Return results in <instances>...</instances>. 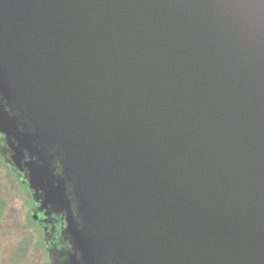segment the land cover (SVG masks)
Listing matches in <instances>:
<instances>
[{"label": "water", "instance_id": "1", "mask_svg": "<svg viewBox=\"0 0 264 264\" xmlns=\"http://www.w3.org/2000/svg\"><path fill=\"white\" fill-rule=\"evenodd\" d=\"M0 92L84 264H264V0H0Z\"/></svg>", "mask_w": 264, "mask_h": 264}, {"label": "flooded vegetation", "instance_id": "2", "mask_svg": "<svg viewBox=\"0 0 264 264\" xmlns=\"http://www.w3.org/2000/svg\"><path fill=\"white\" fill-rule=\"evenodd\" d=\"M2 105H5L3 110L8 113L9 119L0 126V157L4 159L3 155L9 156L11 153L10 148L19 143L18 137L23 138L24 134L33 133L34 126L27 112L20 109H11L0 92V107ZM21 153L25 161H34L38 166H45L44 161L39 156L32 155L25 146L21 148ZM48 167L49 172L47 171V174L51 177L54 188L58 189L64 177L63 156L56 154L50 160ZM15 171L19 173L16 169ZM26 174H28L27 169L20 177L28 187L27 194L29 197L26 200V216L29 223L30 221L34 223L32 227L41 231L39 237H42L43 245L40 248L46 253L50 264H84L83 250L70 226L71 219L74 220L76 228L81 229L84 226L74 186L70 183L64 185L63 199L66 200L65 202H61L62 197L56 194L54 196L55 202L48 204L46 201L48 199V188L42 187V185L30 188ZM45 183H47V179Z\"/></svg>", "mask_w": 264, "mask_h": 264}, {"label": "rangeland", "instance_id": "3", "mask_svg": "<svg viewBox=\"0 0 264 264\" xmlns=\"http://www.w3.org/2000/svg\"><path fill=\"white\" fill-rule=\"evenodd\" d=\"M0 193L6 198V205L0 218V264L11 256L14 245L25 237L39 238L41 231L30 225L27 218L26 192H16L7 177V169L0 163ZM37 227V226H36ZM28 257L31 263L49 264V259L42 249L31 244Z\"/></svg>", "mask_w": 264, "mask_h": 264}, {"label": "trees", "instance_id": "4", "mask_svg": "<svg viewBox=\"0 0 264 264\" xmlns=\"http://www.w3.org/2000/svg\"><path fill=\"white\" fill-rule=\"evenodd\" d=\"M0 163L6 167L7 169V177L12 183V188L16 192H26L28 193V187L26 183H24L19 174L15 171V169L5 161L2 157H0ZM6 205V198L2 193H0V218L4 211ZM31 225V223H30ZM34 225V224H33ZM31 225V226H33ZM35 244L37 246H42V237L32 239V237H25L19 240L11 250V256L7 259L3 264H40V263H31L28 257L29 246L31 244ZM50 264V261H49Z\"/></svg>", "mask_w": 264, "mask_h": 264}]
</instances>
